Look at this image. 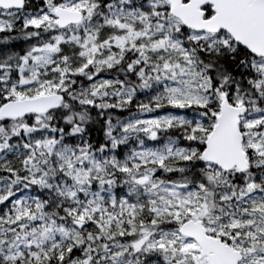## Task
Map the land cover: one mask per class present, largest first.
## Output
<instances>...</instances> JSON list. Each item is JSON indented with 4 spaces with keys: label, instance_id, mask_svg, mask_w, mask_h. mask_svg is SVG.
<instances>
[{
    "label": "snow or ice",
    "instance_id": "obj_1",
    "mask_svg": "<svg viewBox=\"0 0 264 264\" xmlns=\"http://www.w3.org/2000/svg\"><path fill=\"white\" fill-rule=\"evenodd\" d=\"M0 264H264V0H0Z\"/></svg>",
    "mask_w": 264,
    "mask_h": 264
}]
</instances>
